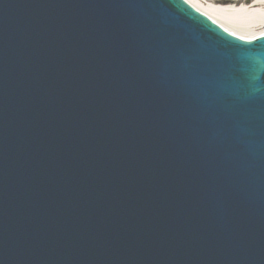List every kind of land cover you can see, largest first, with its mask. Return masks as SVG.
Masks as SVG:
<instances>
[{"label": "water", "instance_id": "obj_1", "mask_svg": "<svg viewBox=\"0 0 264 264\" xmlns=\"http://www.w3.org/2000/svg\"><path fill=\"white\" fill-rule=\"evenodd\" d=\"M255 62L183 0H0V264H264Z\"/></svg>", "mask_w": 264, "mask_h": 264}, {"label": "bare ground", "instance_id": "obj_2", "mask_svg": "<svg viewBox=\"0 0 264 264\" xmlns=\"http://www.w3.org/2000/svg\"><path fill=\"white\" fill-rule=\"evenodd\" d=\"M221 29L242 40L264 36V0H184Z\"/></svg>", "mask_w": 264, "mask_h": 264}, {"label": "snow or ice", "instance_id": "obj_3", "mask_svg": "<svg viewBox=\"0 0 264 264\" xmlns=\"http://www.w3.org/2000/svg\"><path fill=\"white\" fill-rule=\"evenodd\" d=\"M237 71L250 81L260 80L261 76H264V67H261L257 62L243 66Z\"/></svg>", "mask_w": 264, "mask_h": 264}]
</instances>
